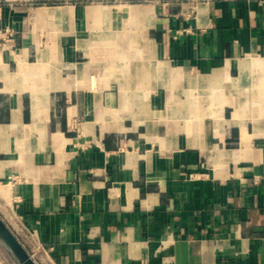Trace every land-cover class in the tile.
Instances as JSON below:
<instances>
[{"label":"crops","instance_id":"obj_1","mask_svg":"<svg viewBox=\"0 0 264 264\" xmlns=\"http://www.w3.org/2000/svg\"><path fill=\"white\" fill-rule=\"evenodd\" d=\"M0 215L39 264H264V0H0Z\"/></svg>","mask_w":264,"mask_h":264},{"label":"water","instance_id":"obj_2","mask_svg":"<svg viewBox=\"0 0 264 264\" xmlns=\"http://www.w3.org/2000/svg\"><path fill=\"white\" fill-rule=\"evenodd\" d=\"M0 243L17 264H39L0 215Z\"/></svg>","mask_w":264,"mask_h":264},{"label":"rangeland","instance_id":"obj_3","mask_svg":"<svg viewBox=\"0 0 264 264\" xmlns=\"http://www.w3.org/2000/svg\"><path fill=\"white\" fill-rule=\"evenodd\" d=\"M10 255V254H9ZM17 264V263H16Z\"/></svg>","mask_w":264,"mask_h":264}]
</instances>
